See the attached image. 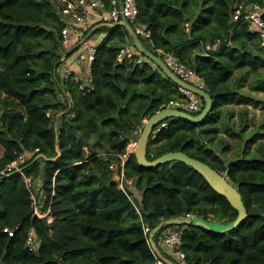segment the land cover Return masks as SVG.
I'll list each match as a JSON object with an SVG mask.
<instances>
[{
    "label": "trees",
    "instance_id": "1",
    "mask_svg": "<svg viewBox=\"0 0 264 264\" xmlns=\"http://www.w3.org/2000/svg\"><path fill=\"white\" fill-rule=\"evenodd\" d=\"M100 1L110 7V0ZM241 1L262 0H136V23L150 32V41L138 35L144 46L155 55L173 52L212 99L211 112L199 124L167 119V127L149 137L146 158L181 151L227 171L247 211L245 221L227 233L176 226L182 231L185 264H264V133L254 129L244 135L250 121L246 108L238 125L229 122L234 112L224 110L230 104H262L241 89L250 73L248 89L264 92V48L258 36L245 22L229 33L233 7ZM64 25L56 0H0V172L26 154L20 168L31 182L28 188L13 170L0 175V264H155L143 224L152 230L187 214L234 220L237 212L227 200L182 162L144 168L131 154L122 168L125 193L118 188L117 155L125 152L144 118L175 99L177 86L151 62L118 63L119 49L131 38L122 26L102 27L110 32L95 46L92 91L82 94L68 81L72 100H62L54 70L64 54ZM218 38H229V46L223 43L219 53L205 55L203 45ZM203 107L202 100L200 111L190 114ZM221 132L239 139L236 155L225 156L232 147L218 136ZM56 143V160L38 158H54ZM32 194L47 216L34 214ZM4 228L16 230L9 236ZM166 228L154 236L163 254L159 237ZM30 230L36 252L26 245Z\"/></svg>",
    "mask_w": 264,
    "mask_h": 264
},
{
    "label": "built area",
    "instance_id": "2",
    "mask_svg": "<svg viewBox=\"0 0 264 264\" xmlns=\"http://www.w3.org/2000/svg\"><path fill=\"white\" fill-rule=\"evenodd\" d=\"M61 7V17L64 22V27L61 30V45L62 47H68L71 43L72 35L70 34L71 28L69 24L74 26H85L89 24L91 19L98 18L100 21L104 22H117L121 18H125L133 27L135 33L139 35L144 40L150 41V32L146 30L143 26L136 23V18L138 16L139 10L136 4V0H110V7L108 9L104 8V5L100 0H56ZM264 0L260 3H246L238 2L233 7V12L231 14V26L229 33L232 34L234 29L238 26L239 23L245 22L247 24L248 31L251 34H256L260 40L261 46L264 48ZM78 28V27H77ZM224 43L225 46H229V38L226 39H215L212 43H207L203 45V50L205 55L219 53L221 50V45ZM158 56L162 58L166 66L184 83L190 84L198 89H202L208 92L207 87L201 82V80L194 74V72L188 68L184 63L177 59L173 52H164L161 50L156 51ZM77 59L79 62H83L86 68V76L79 77L71 74L68 70L65 71V79H71L78 86L79 91L82 94L89 93L93 89L92 76H91V65L92 62L96 59V48L93 44L84 43L83 49L77 54ZM124 60H134L136 64L142 65L147 61L129 42L122 46L116 56V61L118 63L123 62ZM177 97L168 102V108L177 109L187 113H196L199 112L202 105V99L193 93L192 91L177 86ZM46 116H51V111L46 112ZM171 120V119H169ZM145 122V121H144ZM168 120L160 121L152 130L151 137L155 138L156 134L162 129L166 128ZM140 128L136 131V136L134 140L128 143L126 150L123 154L117 155L121 161V170H120V181L118 182L119 189L125 193V187L123 184V166L126 161L133 154L136 146L137 139L141 132ZM37 151V150H35ZM27 160L26 154H20L13 162H11L5 170L0 172V175L5 172L16 171L22 175V178L29 188L31 187V182L29 178H26L21 165L25 164ZM110 168L113 169L114 165H110ZM132 181H128L127 185H131ZM32 205L34 207V214L38 217L47 216V212L41 211L36 206L35 196L32 194ZM136 212L139 214V210L136 208ZM186 217H192L193 215H185ZM143 232L146 236L147 243L148 235L151 232V229L145 224L142 225ZM16 228H4L9 236H12ZM26 245L30 252H36L35 241L33 237V231L30 230ZM160 247L169 250V261L177 264H185V254L181 250L182 245V231L178 227H168L164 229L159 237ZM153 252V251H152ZM154 253V252H153ZM155 255V254H154ZM155 264H167L161 261L156 255Z\"/></svg>",
    "mask_w": 264,
    "mask_h": 264
},
{
    "label": "water",
    "instance_id": "3",
    "mask_svg": "<svg viewBox=\"0 0 264 264\" xmlns=\"http://www.w3.org/2000/svg\"><path fill=\"white\" fill-rule=\"evenodd\" d=\"M110 26H122L124 27L129 37L131 38L132 46L149 62L157 66L164 76L170 79L176 86H181L186 88L196 95H198L204 102V107L202 111L197 115H192L187 112H183L173 108H164L155 114L149 116L143 123L141 132L137 139V146L133 152L135 160L139 166L144 168H154L161 164L169 163L172 161L182 162L190 167H192L197 173H199L207 182V184L214 190L218 195L224 197L229 205L237 212V216L234 220L226 223H221L216 220L205 219L201 216H179L175 218H170L168 220H163L154 227L148 235V242L151 250L154 254L163 262L167 264H177L167 260L158 249L154 236L158 233L163 227H172V226H194L200 227L207 231L215 233H227L235 228H237L245 219L247 218V211L243 204L240 193L237 188L232 185L227 180V171L220 172L211 168L206 163L188 156L186 153L181 151L176 152H167L159 157L148 160L146 158V146L148 139L151 135L153 128L162 120L167 119H182L189 121L194 124L201 123L207 115L212 110V99L208 92L198 89L190 84L182 82L164 63L162 58L158 55H155L149 51L144 44L139 39L138 35L135 33L132 25L125 19L121 18L120 21H117L115 24H110ZM65 57V56H64ZM63 57V59H64ZM56 156L54 158H47L44 155H39L38 158H42L45 161H54L60 156V150L58 144L55 145ZM115 180L120 181V175L115 174Z\"/></svg>",
    "mask_w": 264,
    "mask_h": 264
},
{
    "label": "crops",
    "instance_id": "4",
    "mask_svg": "<svg viewBox=\"0 0 264 264\" xmlns=\"http://www.w3.org/2000/svg\"><path fill=\"white\" fill-rule=\"evenodd\" d=\"M115 23L116 22H104V21H100L98 18H94V19L90 20L89 24H87L85 26H83V25L82 26H77L78 28L76 26L72 25V24H69V27L71 28L70 34L72 35L71 43H70V45L68 47H64L63 48L64 54H63V56H62V58L60 60V64L54 70V78L56 79V81L60 82L61 89H63V95L61 97L62 100H66L67 102H71V100H72L69 91L66 90V88H67L66 84H65L66 82L70 81V82L74 83L77 86V84L75 82H73L71 79H67V80L65 79V71L68 70L69 72H71V74L79 76V77H85L86 76L85 65L83 64V62H79L78 59H77V54L83 49V44L88 42V43L93 44L94 46H96L105 36L109 35V32H110L109 30H106V29L100 30V28L107 27L109 29L111 27H116V26H110V24H115ZM187 29H188V25L186 24V30ZM127 42L128 41H126L125 44ZM125 44H123V46ZM63 57H64V59H63ZM249 75H250V79H251V73L248 74L247 76H249ZM249 82H250V80L249 81H247V80L245 81L244 80L242 82L241 89L244 92H249L251 95H252V93H264V92H260V91H250L248 89H247V91H245L244 90V84L247 83L246 84L247 85L246 88H248V83ZM140 86H141V83L138 85V87H140ZM77 89H78V86H77ZM176 97H177V94H176ZM259 100L261 102L263 101L261 99H259ZM260 105H262V104H260ZM228 106L236 107V106H240V105L230 104V105H227L226 107H228ZM247 107H250V105H248ZM232 111L234 112V115H235V111L234 110H232ZM146 119L147 118H144L142 120V126H143V123H144V121ZM229 122L230 123L233 122L232 118L229 120ZM142 126H140L138 128V130L140 128H142ZM134 133H135V136H136V131ZM135 136L133 138H131L129 142L134 140ZM120 167H121V165H120ZM114 168H115V166H114ZM115 174H118V173H115ZM114 180H115V175H114ZM128 181H130V180H128ZM128 181H125V182L127 183ZM39 185L40 184L37 183L36 187H39ZM164 251H165L166 254H163L162 251H161V254L165 258H170L169 257V250L165 249Z\"/></svg>",
    "mask_w": 264,
    "mask_h": 264
},
{
    "label": "rangeland",
    "instance_id": "5",
    "mask_svg": "<svg viewBox=\"0 0 264 264\" xmlns=\"http://www.w3.org/2000/svg\"><path fill=\"white\" fill-rule=\"evenodd\" d=\"M246 80L247 81L250 80V75L246 76L245 81ZM246 84L247 83L244 84V90L245 91H247V89H248V88H246V86H247ZM252 96L254 98L263 100L262 105H258L257 107H253V106L247 107L244 105H240V106H236V107L228 106V107L224 108V110H234L235 111V115H234L235 117L234 118L232 117V120L235 123H237V125L240 122L239 113L241 112V110H243L244 108H246L248 110L247 119L250 121H249V127L244 132V135H246L248 132H250L254 129H258V130H260V132L264 133V93H252ZM219 126H221L220 123H219ZM218 136H223L224 138L228 139L230 144H231L232 149L227 151L225 153V156L229 158V157H232L233 155H236L238 148H239V139H233L226 134L222 135V132ZM262 140H264V138ZM255 147H256V145L253 144L252 148L254 149ZM125 187H127V186H125ZM118 188H119V186H118Z\"/></svg>",
    "mask_w": 264,
    "mask_h": 264
},
{
    "label": "clouds",
    "instance_id": "6",
    "mask_svg": "<svg viewBox=\"0 0 264 264\" xmlns=\"http://www.w3.org/2000/svg\"><path fill=\"white\" fill-rule=\"evenodd\" d=\"M157 245V244H156ZM158 247V246H157ZM159 249V248H158ZM167 259V258H166ZM168 260V259H167Z\"/></svg>",
    "mask_w": 264,
    "mask_h": 264
}]
</instances>
